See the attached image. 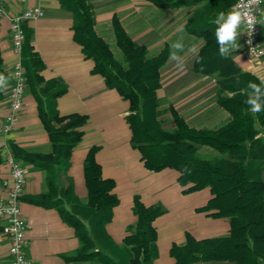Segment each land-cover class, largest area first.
<instances>
[{"label":"trees","instance_id":"trees-1","mask_svg":"<svg viewBox=\"0 0 264 264\" xmlns=\"http://www.w3.org/2000/svg\"><path fill=\"white\" fill-rule=\"evenodd\" d=\"M148 1L160 9L192 8L184 30L202 40L193 70L215 78L217 104L229 115L228 122L221 127L214 130L189 127L171 109L174 128L163 129L158 120L156 90L160 87L159 70L170 56V48L164 46L150 56L146 47L133 42L113 16L112 34L120 53L115 57L109 44L94 31L90 0H59L72 13L73 40L80 45L84 57L92 60V72L128 101L129 114L125 119L131 131L130 145L139 152L144 167L154 172L175 170L184 192L208 188L211 197L199 210L228 220L229 230L224 236L196 240L186 234L182 244H173L169 255L174 264H264V182L260 178L264 163V108L253 113L246 103L251 95L249 83L259 85L261 81L241 71L230 55L227 58L220 55L215 36L217 26L213 22L217 13L227 12L236 0ZM22 29L21 65L51 148L49 153L27 152L8 143L15 159L45 172L46 191L26 200L56 209L74 229L79 248L64 259L99 264H152L157 256L152 222L164 209L158 204L145 206L135 196L132 211L136 221L128 227L122 242L114 243L105 225L111 220L112 208L118 200L112 193L113 181L101 177L94 158L95 148L88 150L83 161L86 201L81 202L75 196L70 183L61 185L60 176L68 168L71 150L82 136L80 127L86 118L58 114L56 98L64 93L65 87L41 77L43 63L31 46V31L23 25ZM0 75L6 77L1 59ZM203 148L213 154L201 155Z\"/></svg>","mask_w":264,"mask_h":264},{"label":"crops","instance_id":"crops-1","mask_svg":"<svg viewBox=\"0 0 264 264\" xmlns=\"http://www.w3.org/2000/svg\"><path fill=\"white\" fill-rule=\"evenodd\" d=\"M90 3L94 31L110 48L111 44L115 45L111 27L113 16L118 18L133 42L146 47L150 56L156 55L164 46L172 51L174 42L184 44V51L178 53L183 58L184 70L178 68L170 56L159 70L160 87L156 96L160 111L158 120L163 129L174 128L171 109L195 129L214 130L228 122V113L217 104L215 78L193 70L202 40L184 30L192 8L160 9L148 0H90ZM0 6L4 12L0 17V59L1 68L6 73L0 99V125L9 115L7 93L17 60L11 49L10 17L25 9L39 7L43 16L24 20L22 25L31 31V46L43 63L40 75L46 81L54 80L65 87L64 93L56 98V110L60 116L77 114L86 118L80 127L82 136L71 150L68 168L61 174L60 183L63 187L70 183L75 196L85 202L83 161L88 150L95 148L94 158L100 166L101 177L113 181L112 193L118 200L112 208L111 220L105 225L111 240L120 244L128 227L134 225L136 216L132 207L135 196L145 206L158 204L164 209L152 222L157 249L152 264H174L169 249L173 244H182L186 234L196 240L226 235L229 230L226 218L213 217L199 210L211 197L208 188L184 192V187L177 182L175 170L165 168L154 172L144 167L139 152L130 145L131 131L125 119L129 114L128 101L116 90L106 87L103 78L92 72V60L84 57L80 45L73 40L72 13L59 0H0ZM261 18L264 14L259 20ZM258 29L259 39L264 43V25L259 23ZM241 36L242 33L237 41L240 47L230 56L241 71L261 81L264 79V56L249 58L241 45ZM9 142L27 152L49 153L51 150L48 135L38 117L36 101L27 85L22 108L11 129L0 135V197L4 196L2 181L9 171L6 162ZM20 163L25 172L20 214L26 223V257L34 264H99L64 259L79 248L74 229L62 220L56 209L26 200L46 191L45 172L32 164ZM260 178L264 182V163ZM7 246L8 237L0 225V264L8 262Z\"/></svg>","mask_w":264,"mask_h":264},{"label":"built area","instance_id":"built-area-1","mask_svg":"<svg viewBox=\"0 0 264 264\" xmlns=\"http://www.w3.org/2000/svg\"><path fill=\"white\" fill-rule=\"evenodd\" d=\"M239 2L240 0H236L233 6ZM244 3L247 4V0H244ZM251 8L252 14L259 20L260 16L264 14V0L258 4H253ZM3 14V9L0 6V17ZM41 16H43V11L39 7H32L10 17L11 49L17 60L11 72L12 84L7 93L9 115L5 123L0 125V135L9 132L23 104L26 77L21 65V45L24 40L22 22ZM258 25L259 23L254 25L252 32L242 28L241 45L245 54L251 59L264 56V43L259 39ZM6 162L9 171L2 181L5 193L3 197H0V225L2 232L8 237L7 264H34L25 255L26 223L20 214L25 172L20 161L15 159L9 151L6 154Z\"/></svg>","mask_w":264,"mask_h":264},{"label":"clouds","instance_id":"clouds-1","mask_svg":"<svg viewBox=\"0 0 264 264\" xmlns=\"http://www.w3.org/2000/svg\"><path fill=\"white\" fill-rule=\"evenodd\" d=\"M261 0H247V4L244 0H240L238 4L233 6L229 11H220L217 13L214 24L217 26L215 30V36L219 45V53L222 57L227 58L232 52L240 47L238 41L239 34L242 33L241 29H245L248 32H252L255 24L260 23L264 25V18L257 20L252 14L251 6L253 4L260 3ZM184 44L181 41L174 42L171 45L172 51L170 52V59L177 62V67L184 70V61L181 55L178 53L184 51ZM190 51L192 49H189ZM6 77L0 75V87L5 86ZM264 86V79L258 85L256 83H249L248 87L251 89V95H248L246 101L251 106L253 113H259L264 108V93H262V87Z\"/></svg>","mask_w":264,"mask_h":264},{"label":"rangeland","instance_id":"rangeland-1","mask_svg":"<svg viewBox=\"0 0 264 264\" xmlns=\"http://www.w3.org/2000/svg\"><path fill=\"white\" fill-rule=\"evenodd\" d=\"M111 50H112V52H113L115 57H119L120 56L119 50L116 48V46L114 44H111ZM200 154L203 155V156H210V155L213 154V152L210 151V150H206V149L204 150L203 149V150L200 151Z\"/></svg>","mask_w":264,"mask_h":264}]
</instances>
